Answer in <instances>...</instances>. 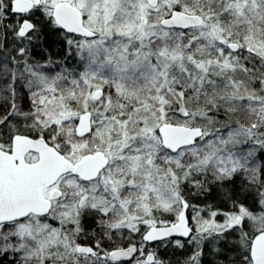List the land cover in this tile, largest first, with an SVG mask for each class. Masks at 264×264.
<instances>
[{
    "label": "snow or ice",
    "instance_id": "obj_1",
    "mask_svg": "<svg viewBox=\"0 0 264 264\" xmlns=\"http://www.w3.org/2000/svg\"><path fill=\"white\" fill-rule=\"evenodd\" d=\"M0 264H264V0H0Z\"/></svg>",
    "mask_w": 264,
    "mask_h": 264
}]
</instances>
